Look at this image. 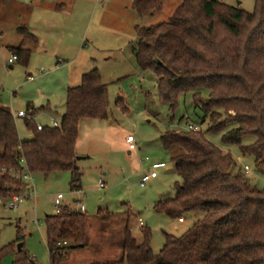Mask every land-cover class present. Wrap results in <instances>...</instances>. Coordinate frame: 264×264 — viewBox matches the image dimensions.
<instances>
[{
	"label": "trees",
	"instance_id": "obj_1",
	"mask_svg": "<svg viewBox=\"0 0 264 264\" xmlns=\"http://www.w3.org/2000/svg\"><path fill=\"white\" fill-rule=\"evenodd\" d=\"M163 1L132 0L131 6L139 18H146L159 13ZM18 32L23 38L9 51L26 66L38 42L25 27ZM136 36V63L141 71L154 74L159 100L174 113L178 99L190 96L207 129L168 127L159 138L179 181L173 197L157 201L153 211L177 221L188 216L191 227L179 237L165 235L156 255L148 229H140L137 243L125 227L120 260L103 264H264V190L252 188L245 175L235 171L230 154L206 137L221 135L223 144L239 147L264 175V0H254L251 13L216 0H182L166 22L137 28ZM1 94L0 87V198L26 191L27 184L13 175L21 174L23 166L32 177L43 179L68 173L69 190L79 192L78 125L82 120H106L109 112L107 86L98 70L83 73L77 86L67 88L58 127L38 131L32 122L37 110L27 106L24 125L31 137L26 141L20 140ZM248 136L254 141L242 145ZM97 217L108 222L112 214L99 209ZM86 228V215L66 205L45 216L50 261L86 248ZM22 240L17 233L16 241ZM61 242L66 246L59 247ZM13 264L34 263L21 251Z\"/></svg>",
	"mask_w": 264,
	"mask_h": 264
},
{
	"label": "rangeland",
	"instance_id": "obj_2",
	"mask_svg": "<svg viewBox=\"0 0 264 264\" xmlns=\"http://www.w3.org/2000/svg\"><path fill=\"white\" fill-rule=\"evenodd\" d=\"M131 1L0 0L1 103L14 117L21 111L27 118L30 106L37 110L32 118L35 125L50 126L52 119L59 123L67 88L77 86L80 76L91 69L98 70L107 86L109 102L106 120H82L78 125L76 161L83 174L81 191L69 190L68 173L48 179L33 177L29 198L15 210L0 208V264L18 259V244L35 264H47L44 218L55 214L53 200L58 194L64 198L61 205L68 204L87 217L86 249L79 251V258L85 261H119L125 227L137 243L141 241L140 229H148L150 248L156 255L165 244V235L179 237L193 223L188 216L179 223L153 211L157 201L173 197L174 183L179 181L159 138L168 127L184 130L189 124L205 132L206 124L200 123L201 113L190 96L180 97L176 110L170 113L157 96L154 74L141 71L134 57L136 29L166 22L182 0H164L162 10L146 18L137 16ZM216 1L247 13L254 8V0ZM25 7H31V12ZM24 26L36 37L38 46L26 66L17 61L9 64V48L19 46L23 36L18 29ZM30 75L34 81H28ZM119 98L122 104H116ZM15 126L20 140L30 139L24 119L15 118ZM128 135L135 141L132 152L123 143ZM206 137L230 154L236 162L235 171L244 174L252 188L264 190V175L256 171L251 157H243L237 146L223 144L219 134ZM253 141L248 136L241 144ZM244 167L249 169L247 174ZM153 171L157 179L141 185V179ZM99 209L112 214L108 222L99 220ZM17 233L22 241H16Z\"/></svg>",
	"mask_w": 264,
	"mask_h": 264
},
{
	"label": "built area",
	"instance_id": "obj_3",
	"mask_svg": "<svg viewBox=\"0 0 264 264\" xmlns=\"http://www.w3.org/2000/svg\"><path fill=\"white\" fill-rule=\"evenodd\" d=\"M16 61V57L14 55L11 56V58L8 60V63L9 64H12ZM40 73H42V71H40ZM34 80V77H28V81H33ZM14 117V116H13ZM15 118H21V119H24L26 118V115L23 113V112H18L16 114V116L14 117ZM51 127H58L59 126V123L56 122L55 120L52 119L51 121V124H50ZM36 129L38 131H40L42 129V126L40 125H37L36 126ZM186 129L190 130V131H198V127L195 126V125H189L187 124L186 126ZM127 146H128V149L130 150V152L134 151L136 148H135V141H134V138L133 136H128L125 140ZM249 171L248 167H244V172L245 174H247ZM15 178H19L21 179L23 182H25L27 184V189L24 193L22 194H15L13 195L12 197H10L9 199H2L0 198V208L4 209V210H15L17 208V206L19 204H21L25 199L29 198L30 195L28 194V192L30 190H33V185H32V182H33V177L26 171V168L25 166H23V171L21 172V174H13ZM156 177V173L153 171L151 172L149 175H146L144 176L142 179H141V182L140 184L141 185H144L146 182H148L149 180L151 179H154ZM99 187L100 188H103V184L100 182L99 183ZM63 196L61 194H58L54 201H53V204L55 206V213L58 212L60 206H61V200H62ZM179 223H182L183 221L180 219L178 220ZM39 223V222H38ZM139 224L140 226H142V222L139 220ZM59 247L61 246H66V243L65 242H61V243H58L57 244Z\"/></svg>",
	"mask_w": 264,
	"mask_h": 264
},
{
	"label": "crops",
	"instance_id": "obj_4",
	"mask_svg": "<svg viewBox=\"0 0 264 264\" xmlns=\"http://www.w3.org/2000/svg\"><path fill=\"white\" fill-rule=\"evenodd\" d=\"M61 5H63V4H61ZM56 8H59V7H56ZM25 10H28V11H30L31 12V10H32V8L31 7H25ZM25 27V26H24ZM26 27H27V25H26ZM25 27V28H26ZM27 29V28H26ZM28 30V29H27ZM33 35V34H32ZM34 36V35H33ZM30 77H33L32 75H30ZM34 79H35V77H34ZM34 81V80H33ZM20 112V111H19ZM54 120V119H53ZM128 136H131V135H128ZM127 136V137H128ZM126 137V138H127ZM126 140V139H125ZM125 140H123V143L125 144V145H127L126 144V142H125ZM77 141H78V139H77ZM77 144V143H76ZM75 153L77 154V152H76V146H75ZM78 165V164H77ZM82 177H83V174L81 173V179H82ZM155 179H157V175H156V177L154 178V179H152V180H155ZM80 191H81V189H80ZM55 199V198H54ZM64 198H62V200H63ZM62 200H61V204H63L62 203ZM54 201V200H53ZM66 206H69L68 204H65ZM45 243V242H44ZM45 246H46V244H45ZM84 249H86V248H84ZM46 251H47V264H103V263H109V262H111V261H105V260H100V261H97V262H94L93 260H82V259H80L79 258V256H80V252L79 251H83V249H78V250H72V251H69L68 253H67V255L64 257V258H62V259H60V260H55V261H50V257H49V253H48V249H47V247H46ZM81 257V256H80ZM30 260L34 263L35 261H34V258L33 257H31L30 258ZM113 262H115V261H113ZM35 264V263H34Z\"/></svg>",
	"mask_w": 264,
	"mask_h": 264
},
{
	"label": "water",
	"instance_id": "obj_5",
	"mask_svg": "<svg viewBox=\"0 0 264 264\" xmlns=\"http://www.w3.org/2000/svg\"><path fill=\"white\" fill-rule=\"evenodd\" d=\"M78 160H79V158H78ZM21 247H22V245H21V244H18V245H17V252H18V253H20V252H21Z\"/></svg>",
	"mask_w": 264,
	"mask_h": 264
}]
</instances>
